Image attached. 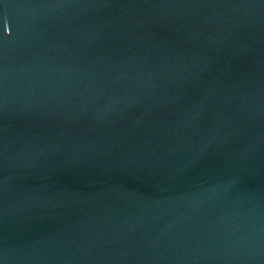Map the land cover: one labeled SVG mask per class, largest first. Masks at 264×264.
<instances>
[{"label": "water", "instance_id": "95a60500", "mask_svg": "<svg viewBox=\"0 0 264 264\" xmlns=\"http://www.w3.org/2000/svg\"><path fill=\"white\" fill-rule=\"evenodd\" d=\"M264 19V0H0V53L117 45Z\"/></svg>", "mask_w": 264, "mask_h": 264}]
</instances>
